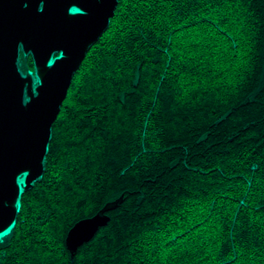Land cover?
Segmentation results:
<instances>
[{
  "label": "trees",
  "instance_id": "16d2710c",
  "mask_svg": "<svg viewBox=\"0 0 264 264\" xmlns=\"http://www.w3.org/2000/svg\"><path fill=\"white\" fill-rule=\"evenodd\" d=\"M0 264H264V0H119Z\"/></svg>",
  "mask_w": 264,
  "mask_h": 264
},
{
  "label": "water",
  "instance_id": "95a60500",
  "mask_svg": "<svg viewBox=\"0 0 264 264\" xmlns=\"http://www.w3.org/2000/svg\"><path fill=\"white\" fill-rule=\"evenodd\" d=\"M118 4L0 0V234L9 230L10 236L22 194L43 177L53 124L75 74L109 28ZM21 51L33 57L37 84L32 73L20 69ZM117 203L71 227L66 245L72 254L108 223V212Z\"/></svg>",
  "mask_w": 264,
  "mask_h": 264
},
{
  "label": "rangeland",
  "instance_id": "374dc122",
  "mask_svg": "<svg viewBox=\"0 0 264 264\" xmlns=\"http://www.w3.org/2000/svg\"><path fill=\"white\" fill-rule=\"evenodd\" d=\"M19 66L23 74L30 72L34 77L35 83L37 84L39 82V79L35 72L34 60L31 54H29V56L26 57L25 54L21 51L19 58ZM9 237L10 236L8 235L0 239V246L4 244Z\"/></svg>",
  "mask_w": 264,
  "mask_h": 264
},
{
  "label": "bare ground",
  "instance_id": "6f19581e",
  "mask_svg": "<svg viewBox=\"0 0 264 264\" xmlns=\"http://www.w3.org/2000/svg\"><path fill=\"white\" fill-rule=\"evenodd\" d=\"M76 11H77L76 9H73V12H76ZM20 181L23 182V178H21ZM8 232H9V230H7L4 233H1L0 234V239H2L3 237H6L8 235Z\"/></svg>",
  "mask_w": 264,
  "mask_h": 264
}]
</instances>
